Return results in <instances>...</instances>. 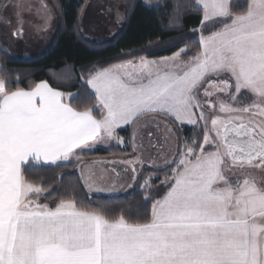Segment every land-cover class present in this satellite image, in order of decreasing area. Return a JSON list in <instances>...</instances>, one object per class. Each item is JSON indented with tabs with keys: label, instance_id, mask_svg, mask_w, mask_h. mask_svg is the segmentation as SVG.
I'll list each match as a JSON object with an SVG mask.
<instances>
[{
	"label": "snow or ice",
	"instance_id": "obj_1",
	"mask_svg": "<svg viewBox=\"0 0 264 264\" xmlns=\"http://www.w3.org/2000/svg\"><path fill=\"white\" fill-rule=\"evenodd\" d=\"M143 2L150 9L162 7L158 0ZM120 7L101 3L100 14L122 24L129 6L123 12ZM85 10L78 17L81 34ZM192 11L201 13L199 27L190 33L199 36L170 56L81 69V87L96 100L83 110L71 103L79 91L65 93L46 80L9 90V79L0 77V264H264V0L174 3L168 27ZM13 19L11 38L20 40L23 13L0 2V27L10 28ZM189 44L199 50L184 60ZM0 52L10 55V45L0 42ZM0 71L12 70L0 65ZM75 72V64L66 63L60 74ZM249 97L252 102L245 103ZM144 116L150 119L132 132V155L107 163L123 165L132 188L145 153L156 146L151 142L161 134L164 144L177 139L179 158L164 165H175L161 181L167 191L152 201L145 218L85 206L75 190L56 199L51 185L29 178L33 168L74 159L83 186L104 191L93 171L99 161L86 163L82 155L99 144H124L118 129ZM159 116L173 120L175 128L165 122L161 129ZM185 125L194 131L180 145L177 132ZM231 169L238 171L230 176ZM149 181L139 184L145 202L152 199Z\"/></svg>",
	"mask_w": 264,
	"mask_h": 264
},
{
	"label": "trees",
	"instance_id": "obj_2",
	"mask_svg": "<svg viewBox=\"0 0 264 264\" xmlns=\"http://www.w3.org/2000/svg\"><path fill=\"white\" fill-rule=\"evenodd\" d=\"M89 0H50L53 4L59 25L57 32L48 48L37 56L28 59H18L11 55L0 52V65L10 72L0 71V77L9 79V90L17 87L29 89L35 83L46 80L51 87L65 93L79 91L80 95L71 101L72 105L79 110L91 107L96 103L94 93L87 88L81 87L80 70L85 73L89 67L106 68L110 65L120 64L128 60H138L139 57L159 58L170 56L185 41L195 40L191 35V30L198 28L201 13L192 11L186 12L180 22L169 28L168 23L174 3H179L181 7L193 2V0H158L161 8L150 9L144 5L143 0H122L124 5H128V15L124 20L120 30L109 40L103 42H92L87 40L78 30L81 10L85 9ZM4 2V0H0ZM157 2V0H153ZM245 4L247 0H240ZM167 4V7L163 5ZM134 6V7H133ZM163 25V27H162ZM209 30L211 26H209ZM207 34V33H205ZM159 41L157 44L156 41ZM152 45L151 47L149 45ZM189 51L184 58H189L199 50L198 44H189ZM142 49V50H141ZM75 64L76 72L74 77H65L60 74L65 64ZM19 78V83L15 81ZM249 97L245 103H251ZM94 115L99 118V110ZM142 119L136 124L118 131L120 137L126 140V145L120 147L112 145L108 149H98L85 153V158H106L125 157L131 152L130 142L133 129L139 125ZM175 128V124L169 120ZM194 129L184 126L182 131L177 132L180 145L185 137H191ZM199 139L203 140V131H200ZM179 158V157H178ZM174 164L162 169H145L139 176L136 185L119 196H95L88 193L83 186L80 175L77 173L75 160L72 163H64L59 166H48L43 168H33L29 172V178L37 182H43L44 187L51 185L55 191L52 196L59 199L61 195L67 198L71 190H75L78 202L89 207L107 208L111 215L118 216L125 214L131 220L145 218V214H150L151 204L154 199L159 198L167 191L161 183L164 176L172 171ZM63 173L62 181L60 174ZM149 177L152 179L149 181ZM149 181L152 188V199L144 201V191L139 188L140 183ZM41 203L49 202L46 198H41ZM50 206H55L50 204ZM131 210V211H130Z\"/></svg>",
	"mask_w": 264,
	"mask_h": 264
},
{
	"label": "rangeland",
	"instance_id": "obj_3",
	"mask_svg": "<svg viewBox=\"0 0 264 264\" xmlns=\"http://www.w3.org/2000/svg\"><path fill=\"white\" fill-rule=\"evenodd\" d=\"M17 1L18 0H7V2H10L11 4L16 6L17 11L23 13V27H24V30H25L24 31V36L20 40H13L11 38L12 28L17 27L16 20L13 19L12 26L10 28L9 27H0V42H2L5 46H9L10 45V49H11V54L10 55L11 56H13L15 58H18V59H28V58H31V57L39 55L40 53L45 51V49L48 47V39L50 38V34H48L46 39H41L40 37H38V35L34 31V29H35L34 28V26H35L34 22H35L36 14L38 12L48 13L49 12V7L46 6V5H43V7H42L41 6L42 4H39L38 6H35L33 4V2H30L28 0L25 1L26 2L25 6H22V4L18 5ZM109 1L110 2L114 1L115 2L113 4L114 8L117 5L116 1L121 2V4H123V6H124V3H123L122 0H91V1L89 0L88 3H87L88 6H89L88 7V16H92V12L94 10H96L101 3L105 2L106 5H107V4H109ZM45 4H47V3H45ZM123 6L120 7V11L121 12L124 11ZM85 9H86V7H85ZM9 11H11V9ZM54 12H56L55 9H54ZM106 16H107L108 19L110 18V16H108V15H106ZM55 24H57V19L55 21ZM120 26L121 25H119L118 28ZM159 58H148V59L152 60V59H159ZM183 59L187 60L188 58L185 59L183 57ZM215 114H218V113H215V112L212 113V115H215ZM140 119H142V120H141V122L139 123L138 126L142 127V122L144 120L150 119V117L144 116V117H141ZM158 119L161 121V125H160L161 129L164 128V123L165 122L167 124H169L170 126L174 127L172 124L169 123V121H168L169 118L168 117L159 116ZM256 119H261V117L257 116ZM169 120H171V119H169ZM171 122H173V120H171ZM173 124H175V123L173 122ZM138 126H136L135 128H137ZM185 126L191 127V126H188V125H185ZM152 130L155 131L154 126H152ZM139 143H140V140L138 139L137 140V144H139ZM143 143H144L146 148L148 147V145L150 143L149 140L146 137V134L144 135ZM151 143L155 144L156 146L148 148V152L145 153L146 163H145V165L143 167V170L148 169V168L153 169V170H162V169H164V168H166V167L171 165V164H169L168 166H164L165 165V161H169L170 162L173 158L178 159V156L176 155L178 141H177V139L175 137L172 138L171 141L168 144H164L163 143V135L161 134V135H159L156 138V140L152 141ZM114 144H116V142L115 141H111L109 144H99V145H102L103 147H107L108 148V147H110L111 145H114ZM179 144H180V141H179ZM123 146H125V144ZM129 146L131 148V152L128 153L125 157H114V158H111V160H119V159H122V158L130 157L132 155V153H133L132 139H131V142H130ZM206 150L211 151L213 149L211 147H208ZM137 151H142V150L138 148ZM148 153H150L152 157H157L158 156V158L148 159ZM150 165H155V166H150ZM115 166L119 167L120 165H115ZM121 168H124V167L121 166ZM236 171H238V169H231L230 171H228L227 174L231 176ZM171 172H169L166 175L170 176ZM253 172H254V174L259 176V173L256 170H253ZM126 176H129L131 178V173L130 172L127 173ZM130 184H132V181H131V183H128L123 188H121V191L119 192V194H121L123 192L125 193V191H127V189H129V185Z\"/></svg>",
	"mask_w": 264,
	"mask_h": 264
},
{
	"label": "crops",
	"instance_id": "obj_4",
	"mask_svg": "<svg viewBox=\"0 0 264 264\" xmlns=\"http://www.w3.org/2000/svg\"><path fill=\"white\" fill-rule=\"evenodd\" d=\"M25 1L26 0H18L17 3H18V5L22 4V6H25V4H26ZM28 1L33 2V4L35 6L42 4L41 5L42 7H43V5H46L49 7L48 13L38 12L36 14V18H35V22H34V24H35L34 31L36 32L38 37H40L41 39H46L48 34H50V38L48 39V46H50V44H51V42H52V40H53V38L57 32L58 25H59V19H58L57 13L54 12L55 8H54L53 4L50 2V0H28ZM45 3H47L48 5ZM103 3L106 5L105 2H103ZM109 3H111L113 5L115 2L109 1ZM116 3H117V5L123 6V4H121V2L116 1ZM88 7L89 6L87 4L86 10L83 13V23H82L83 36L87 40L92 41V42H103V41L111 39L120 30L122 24L115 23L114 18L112 16H110V18L108 19L106 15H101L99 7L92 12V16H88ZM49 15H51V17H52L50 21L48 20ZM56 19H57V24H55ZM46 23L48 25L47 28L45 27ZM119 25H121V26L118 28ZM121 129H124V128H120V129H118V131ZM124 141H125L124 144L126 145V140L124 139ZM124 144L116 143L114 145L124 147L123 146ZM108 148L103 147L102 145H96L95 150H93V151H96L98 149H105L106 150ZM93 151H89L86 153H90ZM82 159L86 163H90L92 161H99V163L96 165V167H95V169H93V171L96 173V179L98 181L97 186L104 188L105 190L104 191H91L90 192L86 188L88 193H90L91 195L107 196V197L119 196V195L124 193L123 192V193L119 194V192L121 191V188H123L128 183H131V181H132L129 176H126V174L123 173V171H122L123 168H121V166L124 167L123 165L116 167L115 165H110L107 163L108 161H112L111 159L85 158V157H83V155H82ZM60 164H64V163H60ZM113 167L116 168L117 172L121 173V177H119V178L116 177L115 173H113L111 170ZM76 171L80 175V170L78 167H77ZM85 171H88V170L86 169ZM129 189H127V191Z\"/></svg>",
	"mask_w": 264,
	"mask_h": 264
}]
</instances>
